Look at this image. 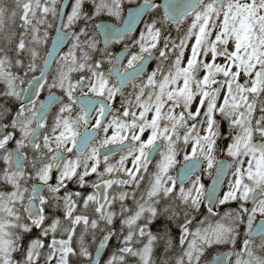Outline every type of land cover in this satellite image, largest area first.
Here are the masks:
<instances>
[{"label":"flooded vegetation","instance_id":"af4514ba","mask_svg":"<svg viewBox=\"0 0 264 264\" xmlns=\"http://www.w3.org/2000/svg\"><path fill=\"white\" fill-rule=\"evenodd\" d=\"M164 1L40 0L23 44L13 42L22 26L7 20L3 71L17 93L0 80V226L8 225L15 259L29 252L56 264L59 228L75 222L97 241L91 254L109 235L104 255L123 256L120 264H141L146 243L149 264H209L225 253L227 264H264V215L247 216L263 192L254 190L245 208L232 202L224 209L218 199L211 210L206 202L218 161L227 162L225 189L243 160L244 130L249 148L264 150V89L251 99L250 125L239 130L232 117L241 111L219 107L223 83L212 106L203 94L194 99V89L174 95L181 93L171 88L179 39L197 18L212 25L211 8L228 0H198L176 22ZM102 23L115 35L102 37ZM55 34L67 39L42 75ZM195 65L192 79L202 70ZM38 79L37 94L25 97ZM50 96L56 101L43 115ZM83 133L88 143L78 151ZM75 161L72 176L61 180Z\"/></svg>","mask_w":264,"mask_h":264},{"label":"rangeland","instance_id":"374dc122","mask_svg":"<svg viewBox=\"0 0 264 264\" xmlns=\"http://www.w3.org/2000/svg\"><path fill=\"white\" fill-rule=\"evenodd\" d=\"M39 3L40 0H0L1 45L6 46L5 43L11 33L10 23L14 20L17 25L22 26L23 31L16 33L13 42L21 44L29 42L27 35L30 29L35 30L34 24L29 21L32 17L39 18V11H37L40 8ZM211 12L215 14V22L212 25H209L205 19L197 18L179 39L178 72L171 88L181 92L173 93L174 95L186 94L187 88L192 93L191 90L194 89V99H197L195 96L197 93L198 96L203 94L212 106L215 85L223 83L225 87L219 107L230 106L231 112L240 110V113L233 115L232 121L238 130L239 127L246 129L250 125L254 112V102L251 99L264 89V0H228L219 10L211 8ZM7 20L11 22L7 24L5 22ZM28 24L30 29H27ZM217 49L222 50L223 53L216 52ZM5 52L0 49V80H3L15 96L17 93L15 81L10 80L3 71ZM12 52L15 53V51ZM197 61L201 62L202 70L196 79H192L190 72ZM62 77L67 76L63 74ZM245 79H248L247 86L242 85ZM247 133L244 130L245 138L241 143L243 160L218 200L224 209L232 202H237L239 208H245L244 203L248 202L254 190H261L264 194V150L262 146L256 150L250 149L251 145L249 146L246 138ZM54 138L56 140V133ZM79 163L75 161L68 164L59 178L61 180L70 178ZM88 168L92 170L91 166ZM128 168L129 166H124L125 170ZM1 209L6 210L5 205ZM222 213L223 216L226 215L225 212ZM256 215H264V197L248 209L249 218ZM7 226V223L0 226V264H53L55 262V258H51L48 263L44 258L40 261L36 257L33 258L29 252H26L27 255L24 256V253L20 254L22 257L15 259L13 254L17 250L13 249V243L8 241ZM75 227L78 231L77 233L75 231L76 236ZM84 228H87L86 225L79 227V223L75 222L59 228V234L56 237V242L59 244L56 264H71L70 257L74 252L76 254H73V257L80 256L79 264L89 259L90 248H93L97 241L92 238V235L89 238L88 228L87 232ZM72 229L74 235L70 233ZM60 235L64 236L60 237ZM220 236L223 238L225 234L222 233ZM72 242L75 250L71 247ZM60 249L62 256L59 255ZM148 256V243H146L141 252V264H149ZM122 260L123 256L115 254L109 256L104 264H120Z\"/></svg>","mask_w":264,"mask_h":264},{"label":"water","instance_id":"95a60500","mask_svg":"<svg viewBox=\"0 0 264 264\" xmlns=\"http://www.w3.org/2000/svg\"><path fill=\"white\" fill-rule=\"evenodd\" d=\"M223 1L225 0H217L216 5L219 6ZM197 3H198V0H166L164 1L163 6H164V11H165L167 19L171 22H176L179 19H184L186 16L192 14L196 9ZM109 28L110 30H108L107 27H105L103 23L98 26V30L100 31L102 37H104L106 32L113 34V36L115 35L116 29H112L111 27ZM66 39L67 38L58 39L56 38V34L52 38L51 46L49 48L47 58H45V61L43 64L42 75L45 74L47 70H49L53 59H55L56 55L61 50L63 44H65ZM219 51H220L219 49L216 50V52H219ZM220 52L223 53V51H220ZM199 69H200V64L197 63L192 69L193 78L197 76V74L199 73ZM41 82H42V79H38L35 82H31V84L27 88L25 97L31 96L30 98L33 99L35 94H37V90ZM247 82H248L247 80H244L243 86H247ZM221 89H222V86L217 87L215 99L218 98ZM55 101L56 100L53 98V96H50L45 99L42 105L43 106L42 108L44 110L43 115L45 114V110H47L50 104ZM87 143H88L87 135L83 133L76 144L78 151H84ZM227 173H228L227 162L224 160L218 161L216 171L211 179L209 186L206 189V202H207L208 207L211 210L214 209V206L220 195L224 182L226 181ZM35 188L38 189L39 191L43 189V187L40 185H36ZM256 197L258 196L256 193H254L252 200H255ZM262 222L264 223V221ZM108 239H109V235H106L103 239H101L95 251L93 252L90 260L82 264H99L105 252V249L107 247ZM228 258H229V254L225 253V254L215 257L209 264H219V263L227 264ZM129 264H133V263H129Z\"/></svg>","mask_w":264,"mask_h":264},{"label":"trees","instance_id":"16d2710c","mask_svg":"<svg viewBox=\"0 0 264 264\" xmlns=\"http://www.w3.org/2000/svg\"><path fill=\"white\" fill-rule=\"evenodd\" d=\"M5 22L7 23V21H5ZM0 34H1V33H0ZM0 43H1V42H0ZM109 250H110V249H108V250L106 251V253H105V255H104V257H103L102 260H105V259L107 258V256H108L109 253H110ZM75 254H76V253H75ZM70 258H71V261H70L71 264H79V262H80V256H79V255H77V256H75V257L71 256Z\"/></svg>","mask_w":264,"mask_h":264}]
</instances>
